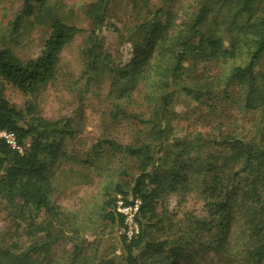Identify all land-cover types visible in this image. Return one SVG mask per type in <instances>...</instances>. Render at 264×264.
Returning <instances> with one entry per match:
<instances>
[{
	"label": "trees",
	"instance_id": "obj_1",
	"mask_svg": "<svg viewBox=\"0 0 264 264\" xmlns=\"http://www.w3.org/2000/svg\"><path fill=\"white\" fill-rule=\"evenodd\" d=\"M30 1L22 0V11L44 20L49 33L36 57L21 59L0 46V81L24 95L36 93L55 79L63 48L88 34L86 70L102 64L110 74L111 114L127 122L128 132L125 141L101 137L91 145L95 178L105 173L99 199L65 210L53 200L56 183L46 160L53 166L75 132V120L47 119L34 102L18 108L0 92V131L11 133L22 148L0 137V201L14 234L25 238L23 244L0 241V264H264V0H201L166 8L131 0L133 17L144 15L127 29L124 41L133 56L126 64L114 61L100 36L109 0L85 7L89 30L54 15L49 3L32 8ZM189 59L218 67L183 78ZM186 98L212 113L222 102L230 104L210 132L195 125L177 138L181 120L196 122L176 110L190 107ZM238 110L252 118L238 123ZM77 172V178H87ZM172 197L177 205L195 199L202 214H169ZM134 199L140 200V231L128 239L116 201ZM98 221L100 227L122 228L119 263L107 253L95 254L87 241L88 234H97Z\"/></svg>",
	"mask_w": 264,
	"mask_h": 264
},
{
	"label": "rangeland",
	"instance_id": "obj_2",
	"mask_svg": "<svg viewBox=\"0 0 264 264\" xmlns=\"http://www.w3.org/2000/svg\"><path fill=\"white\" fill-rule=\"evenodd\" d=\"M96 0H31L29 5L36 8L43 3L52 6V13L68 24L75 25L81 29L89 30L91 20L86 14L85 7ZM147 3L168 6L167 3H198L201 0H146ZM42 2V3H40ZM105 18V26L102 27L100 36H104L105 49L113 57L114 61L122 64L128 63L133 54L130 44L124 41L130 24H137L143 19L144 13L133 17L129 3L131 0H109ZM22 0H0V46L10 48L17 57L27 59L36 57L41 52L43 43L49 33L48 24L36 22L33 14L22 11ZM88 34H80L66 45L60 53L55 79L44 87H41L32 95H24L13 84L0 81L1 94L13 105L23 108L26 103L34 102L39 113L47 119H60L63 117L73 118L74 134L67 137L61 151L54 159L53 166L46 160L47 171L53 173L56 188L53 200L62 209L77 210L84 206L94 205L98 201V181L104 179L105 173L100 172L99 178H95V172L91 166L94 162L93 153L90 152L91 145L95 144L101 137H110L118 140H126L128 124L126 121L116 122L111 114L112 96L109 93L110 74L104 70L102 64L98 65L97 73L86 70L83 53L89 44ZM126 36V37H125ZM184 65L182 77L187 78L193 72H201L202 75L212 74L218 66L210 63H197L189 59ZM201 64V65H200ZM221 64L220 67L224 68ZM214 69V70H213ZM259 69L264 70V56L259 62ZM113 91V89L110 87ZM117 91L118 88L114 87ZM218 100V99H217ZM190 107L186 110L183 106H177L176 110L196 120V122L180 121L176 126L177 138L190 131L195 125L202 131L210 132L215 125L222 120L221 113L229 101L221 103L220 108L210 112L204 103H198L185 99ZM139 105V104H137ZM135 105V107L137 106ZM230 110V109H229ZM188 111L189 113H187ZM239 112L240 121H248L252 118L247 111ZM187 130V131H186ZM215 130V129H214ZM218 131H224L219 127ZM85 173L87 178H77V171ZM90 177V178H89ZM90 179L92 182H90ZM192 197V196H190ZM188 197L185 202L177 205V199L172 197L168 208L169 214L185 211H195L201 215V208L195 207L196 200ZM0 201V241L1 243L19 242L23 244L24 236L14 234V226L10 215ZM100 227V221L97 222ZM100 227L97 234L87 235V241L92 243L95 254L107 253L108 258H113L119 263L121 255L118 247V237L122 228L119 226ZM113 246H116L113 249Z\"/></svg>",
	"mask_w": 264,
	"mask_h": 264
},
{
	"label": "built area",
	"instance_id": "obj_3",
	"mask_svg": "<svg viewBox=\"0 0 264 264\" xmlns=\"http://www.w3.org/2000/svg\"><path fill=\"white\" fill-rule=\"evenodd\" d=\"M0 137L5 139L12 148L22 152V148L15 143L14 136L11 133L0 131ZM140 206V200L134 199L129 204H123L121 200L116 201V211L123 217L124 232L128 239L135 237L139 234V225L136 220Z\"/></svg>",
	"mask_w": 264,
	"mask_h": 264
}]
</instances>
